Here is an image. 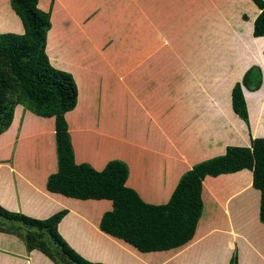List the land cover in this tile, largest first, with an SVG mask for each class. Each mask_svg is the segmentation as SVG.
<instances>
[{
    "label": "crops",
    "instance_id": "0c3cea01",
    "mask_svg": "<svg viewBox=\"0 0 264 264\" xmlns=\"http://www.w3.org/2000/svg\"><path fill=\"white\" fill-rule=\"evenodd\" d=\"M8 2L0 0V33L20 34ZM38 7L50 13L48 59L77 87L76 107L66 114L77 163L100 171L120 160L128 167L126 186L161 205L194 164L264 138V36L252 35L260 11L251 0H38ZM252 67L262 82L256 91L243 88L248 127L232 111L231 88ZM93 90L101 96L94 106ZM41 143L47 148L36 155ZM55 171L54 119L16 106L0 135L3 208L35 219L66 210L58 233L90 262L228 264L236 250L237 264H264L259 192L249 170L205 177L193 238L152 253L99 230L109 201L49 193L45 183ZM220 252L223 258L215 259ZM0 264L54 263L0 233Z\"/></svg>",
    "mask_w": 264,
    "mask_h": 264
},
{
    "label": "trees",
    "instance_id": "16d2710c",
    "mask_svg": "<svg viewBox=\"0 0 264 264\" xmlns=\"http://www.w3.org/2000/svg\"><path fill=\"white\" fill-rule=\"evenodd\" d=\"M251 1L260 11L252 35L262 37L264 1ZM8 4L22 33H0V135L10 126L16 106L39 118L54 119L56 171L45 183L49 193L82 201H109L111 209L99 222L101 232L140 253L165 252L193 238L204 210L205 177L249 170L251 185L259 192L258 220L264 225V138L252 139L249 147L227 146L223 155L194 164L161 205L143 201L126 186L128 167L124 162L108 161L100 171L88 163H77L66 114L76 107L78 91L73 76L52 66L46 54L50 13L38 7V0H9ZM261 82V71L252 67L231 88L232 111L248 127L243 88L256 91ZM66 214L61 210L46 219H35L0 206V233L17 237L26 251L36 250L54 264H103L84 259L61 238L57 227ZM228 264H237L236 250Z\"/></svg>",
    "mask_w": 264,
    "mask_h": 264
},
{
    "label": "rangeland",
    "instance_id": "374dc122",
    "mask_svg": "<svg viewBox=\"0 0 264 264\" xmlns=\"http://www.w3.org/2000/svg\"><path fill=\"white\" fill-rule=\"evenodd\" d=\"M17 34V33H16ZM90 59H91V57H90ZM95 60V59H94ZM91 62H93V61H88L87 63H91ZM105 74H109V75H111L109 72H106ZM90 105H92V106H94L95 105V103H96V101H98V99H99V97H101L100 96V93H97V91L96 92H94V90H93V93H90ZM258 138H261V137H258ZM29 143L31 144L32 143V139H29ZM36 147H35V149H36V151L38 152V153H36V155H40L41 153H39L40 151L41 152H44L45 151V149L47 148V146L46 145H43V143H41V144H37V145H35ZM1 206V205H0ZM251 234H254V231L253 232H251ZM224 246L225 245H223L222 244V247L224 248ZM70 247V246H69ZM223 251V250H222ZM234 254V250H233V252H230V254H229V257H228V259H230L231 258V256ZM216 258L215 259H218V260H221L222 258H223V256H222V254H221V252L218 254V256H215Z\"/></svg>",
    "mask_w": 264,
    "mask_h": 264
}]
</instances>
